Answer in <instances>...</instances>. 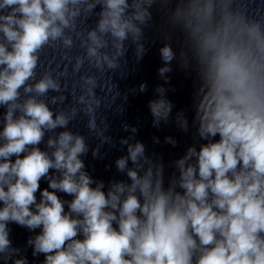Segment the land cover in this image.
Returning a JSON list of instances; mask_svg holds the SVG:
<instances>
[{
    "label": "clouds",
    "instance_id": "9594fccd",
    "mask_svg": "<svg viewBox=\"0 0 264 264\" xmlns=\"http://www.w3.org/2000/svg\"><path fill=\"white\" fill-rule=\"evenodd\" d=\"M83 2L0 0V32L11 45L9 51L0 43V104L8 106L0 133L5 141L0 146V253L9 248L6 225L12 221L42 227L29 243L34 255H45L44 264H264V27L230 11L232 0H188L186 9L177 10L202 68L197 117L199 135L208 142L198 152L189 148L177 161L179 180L166 190L161 167L155 173L149 167L142 176L129 169L131 184L115 183L107 194L102 183L91 187L78 158L86 151L84 140L67 131L48 141L55 146L54 159L38 147L21 156L41 142L43 128L67 124L63 114L53 119L46 104L34 98L15 102L34 74L38 51L74 27L75 6ZM93 7L87 4L88 10ZM128 7L127 0H104L98 31L117 41L129 32L135 38L140 29L133 20L143 22L148 13L134 0V15L125 18ZM88 36V55L99 64L97 49L105 42L95 30ZM64 44L71 46V39L64 38ZM161 52L166 62L173 59L171 47ZM108 65L114 66L110 60ZM58 87L45 76L34 90L44 94ZM15 109L22 115L14 120ZM169 111L164 101L152 105L157 117ZM128 151V158L116 162L121 171L128 159L137 163L144 147L137 143ZM193 156L195 164L188 163ZM50 169L62 171V178L49 177L37 203L39 182ZM57 191L73 196L68 212Z\"/></svg>",
    "mask_w": 264,
    "mask_h": 264
}]
</instances>
